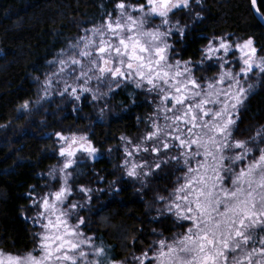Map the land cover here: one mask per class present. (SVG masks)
I'll return each instance as SVG.
<instances>
[{
  "label": "snow or ice",
  "instance_id": "1",
  "mask_svg": "<svg viewBox=\"0 0 264 264\" xmlns=\"http://www.w3.org/2000/svg\"><path fill=\"white\" fill-rule=\"evenodd\" d=\"M190 7L191 0H114L112 11L83 29L57 59L47 61L52 70L41 84L43 98L56 90L77 101L85 93L98 100L108 94L102 88L111 92L113 85L122 84L154 94L153 114L139 141L120 137L121 167L139 179L174 164L182 174L168 195L157 200L185 230L171 240L152 241L131 257L133 264H264V126L247 140L233 136L253 87L245 84L254 73L264 77V56L257 55L252 38L235 45L213 38L201 50L199 63L215 61L216 74L197 77L191 60L172 58L168 42L173 31L184 35L170 16ZM156 18L159 24L152 23ZM230 54L235 59H228ZM29 104L25 101L21 108L26 111ZM55 135L62 166L48 175L53 180L59 176L57 186L28 193L30 207L37 210L31 219L40 229L34 233L36 246L24 253L0 249V264H127L115 259L102 240L96 243L85 233V220L77 215L82 205L69 202V169L78 154L94 159L97 148L87 135ZM143 154L151 155L152 162L136 159ZM78 191L91 201L92 189L81 186Z\"/></svg>",
  "mask_w": 264,
  "mask_h": 264
},
{
  "label": "trees",
  "instance_id": "2",
  "mask_svg": "<svg viewBox=\"0 0 264 264\" xmlns=\"http://www.w3.org/2000/svg\"><path fill=\"white\" fill-rule=\"evenodd\" d=\"M113 4L114 0H0V249L4 251L24 253L36 244L38 229L31 219L28 193L35 188L42 194L50 185L57 186L59 176L53 180L48 175L62 166L57 132L87 135L98 150L94 159L80 154L69 169L73 191L69 202L82 205L77 215L85 220L83 230L96 243L102 240L109 246L115 259L133 264L131 257L148 249L152 241L171 240L185 230L157 200L158 195H168L182 174L174 171V164L139 179L128 177L121 167L120 137L139 141L153 114L154 94L122 84L113 85L111 92L102 88L108 94L98 100L85 93L77 101L56 90L43 98L41 84L52 70L47 61L57 59L83 29L112 11ZM257 6L264 17V0ZM171 19L184 28L182 37L176 31L169 37L171 56L191 60L197 77L217 71L211 62L199 63L201 50L213 38H252L264 54V27L251 0H191L189 9L177 10ZM247 83L253 87L233 132L239 140L249 139L264 126V77L254 75ZM25 101L30 102L26 111L21 108ZM141 158L152 162L149 154L136 159ZM81 186L93 190L91 201L78 191Z\"/></svg>",
  "mask_w": 264,
  "mask_h": 264
},
{
  "label": "rangeland",
  "instance_id": "3",
  "mask_svg": "<svg viewBox=\"0 0 264 264\" xmlns=\"http://www.w3.org/2000/svg\"><path fill=\"white\" fill-rule=\"evenodd\" d=\"M172 17H173V15L170 16V22H171V24H172L173 26H176L177 23H174V22L172 21V19H171ZM156 22H157V23H156ZM152 23H153V24H159V23H160L159 18H158V19H157V18L154 19V20L152 21ZM173 33H175V31H173ZM171 36H172V35H171ZM171 36H170V37H171ZM169 39H170V38H168V42H169ZM212 40H213V39H212ZM243 41H244V40H243ZM243 41L232 40V41H228V42H230V43H232L233 45H235L236 42H243ZM255 47H256V46H255ZM256 48H257V47H256ZM235 55H238V53L235 54ZM235 55L230 54L229 57H228V59H235ZM257 55H258V56H264V54H261V53L258 51V49H257ZM208 62H209V63L211 62L210 64H212V66L215 65V63H216L215 61H208ZM210 64H209V65H210ZM215 74H216V73H211V75H210L209 77L214 76ZM254 75H256V74H255V73L252 74V75L249 77V79L252 78ZM79 155H80V154H78L77 156H79ZM51 188H54V187H52V186L50 185V189H51ZM48 190H49V189H48ZM30 205H31V202H30L29 206H30ZM29 209H30V212L32 213L31 216L34 217V216L36 215L37 210H36V209H33L32 207H29ZM32 217H31V218H32ZM72 220H73V222H75V221H76V216H73ZM37 229H38L37 231H40V229H39L38 227H37ZM37 240H38V238L36 237V241H35L36 243H37ZM35 246H36V244H35ZM35 246H34V247H35Z\"/></svg>",
  "mask_w": 264,
  "mask_h": 264
},
{
  "label": "water",
  "instance_id": "4",
  "mask_svg": "<svg viewBox=\"0 0 264 264\" xmlns=\"http://www.w3.org/2000/svg\"><path fill=\"white\" fill-rule=\"evenodd\" d=\"M257 4H258V0H256V5L255 6L252 4V0H251V9H253V12H254V15H255L256 19L259 20V22L264 27V18H262L263 16H262L260 10L258 9ZM257 9H258L259 14L257 12Z\"/></svg>",
  "mask_w": 264,
  "mask_h": 264
}]
</instances>
